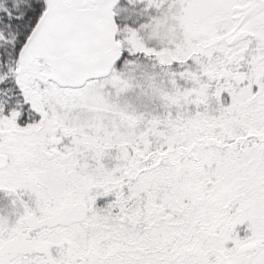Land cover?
I'll list each match as a JSON object with an SVG mask.
<instances>
[{
  "label": "snow or ice",
  "instance_id": "obj_1",
  "mask_svg": "<svg viewBox=\"0 0 264 264\" xmlns=\"http://www.w3.org/2000/svg\"><path fill=\"white\" fill-rule=\"evenodd\" d=\"M0 264H264V0H0Z\"/></svg>",
  "mask_w": 264,
  "mask_h": 264
}]
</instances>
